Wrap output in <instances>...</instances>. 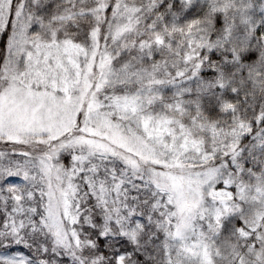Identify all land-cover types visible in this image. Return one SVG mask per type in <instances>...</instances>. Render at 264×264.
<instances>
[{"label": "snow or ice", "instance_id": "6c2138e0", "mask_svg": "<svg viewBox=\"0 0 264 264\" xmlns=\"http://www.w3.org/2000/svg\"><path fill=\"white\" fill-rule=\"evenodd\" d=\"M0 264H264V0H0Z\"/></svg>", "mask_w": 264, "mask_h": 264}]
</instances>
